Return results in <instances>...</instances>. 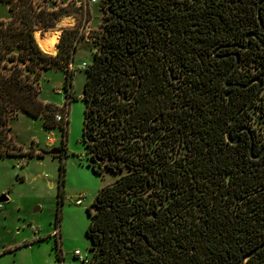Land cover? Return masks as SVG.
I'll use <instances>...</instances> for the list:
<instances>
[{
	"label": "trees",
	"instance_id": "obj_1",
	"mask_svg": "<svg viewBox=\"0 0 264 264\" xmlns=\"http://www.w3.org/2000/svg\"><path fill=\"white\" fill-rule=\"evenodd\" d=\"M2 1L12 19L0 21V157L30 160L36 154L18 153L11 122L23 112L57 125L50 114L58 109L41 101L36 82L70 64L75 49L66 32L57 56L36 40L60 13L35 0ZM107 4L103 42L86 70L83 143L95 174L120 176L88 209L90 264H244L264 243V154L253 158L264 141L246 122L257 102L264 114V0H202L193 13L175 0ZM65 75L69 90L74 75ZM54 157L62 206L67 154ZM56 249L60 263L57 241ZM246 264H264V248Z\"/></svg>",
	"mask_w": 264,
	"mask_h": 264
},
{
	"label": "rangeland",
	"instance_id": "obj_2",
	"mask_svg": "<svg viewBox=\"0 0 264 264\" xmlns=\"http://www.w3.org/2000/svg\"><path fill=\"white\" fill-rule=\"evenodd\" d=\"M35 2L47 11L61 14L57 24L52 28L61 31L57 53L48 55L59 54L61 49L59 43L66 32L65 46L71 42L72 50L75 49L74 59L66 66L60 65L44 70L41 78L36 82L41 101L58 109L50 114L51 120L57 125L47 129L43 117L34 118L21 112L11 122L10 135L20 154L31 150L35 153L38 150L40 151L38 154L44 156L50 155L49 153L55 149L60 150V156L67 154V157H64L66 162L64 201L61 206L58 157L48 156L45 159L32 160L23 155L0 157V198L12 199V203L2 211L0 217V264H60L56 261L57 249L54 237L37 245L33 251L21 248L15 252L3 253V245L6 241L17 242L30 232L28 226L30 222L41 229L43 234L52 233L55 226H58L56 224L58 209H61L58 237L61 254L64 255L66 264H78L73 260V252L76 249L92 256L91 241L87 235L91 222L88 209L96 210L93 204L98 192L114 183L120 176L110 170H104L102 175L95 174L88 164L87 149L83 143L86 111L84 84L88 68L84 70L81 66L83 63H87L88 66L92 63L96 51L103 42L105 24L109 16L108 0L82 5L72 0H35ZM8 8L9 5L0 0V20L10 18ZM68 18L72 19L71 23L66 22ZM42 23L43 21L36 27L41 26ZM50 30L42 31L39 28L35 32L46 33ZM68 30L77 31L69 34ZM66 72L74 75L69 90L64 89ZM239 72L243 74L244 69L240 68ZM69 94L72 95V99L77 100L71 101L68 105ZM256 106L250 109L246 122L247 125L255 128V134L264 141V114L260 113L261 109H259L262 107L261 102H257ZM65 111L68 114V126L56 120V115ZM186 153L185 148L180 156L184 157ZM83 194H88L89 197L83 205H76L75 201Z\"/></svg>",
	"mask_w": 264,
	"mask_h": 264
},
{
	"label": "crops",
	"instance_id": "obj_3",
	"mask_svg": "<svg viewBox=\"0 0 264 264\" xmlns=\"http://www.w3.org/2000/svg\"><path fill=\"white\" fill-rule=\"evenodd\" d=\"M9 11V8H8ZM10 12V11H9ZM12 15L10 12V18L9 19H2L0 21H9L11 20ZM53 30V29H51ZM37 142V141H36ZM38 152L40 151H36L35 152V157H33L32 159H45L48 156H53L54 155H44V156H37ZM30 159V160H32ZM6 200L0 204V217L2 216V211L7 209V206H9L12 203V199L11 198H7L5 197ZM29 228H30V232L27 233V235H25L24 237H22L20 240H18L17 242H9L6 241L5 245H3V253H7V252H15L21 248H27L31 251H33L37 245L42 244L45 240H48L51 237H54L56 239V241L58 242V237H59V233H60V226L58 224V226H55V228L53 229V232L50 234H43L42 230L39 229L38 227H35L33 225L32 222H30L28 224ZM56 231H57V235H56ZM17 233H19V231H17ZM20 235V234H18ZM21 236V235H20ZM64 257V255H63ZM56 261L59 263V261L57 260V254H56Z\"/></svg>",
	"mask_w": 264,
	"mask_h": 264
},
{
	"label": "water",
	"instance_id": "obj_4",
	"mask_svg": "<svg viewBox=\"0 0 264 264\" xmlns=\"http://www.w3.org/2000/svg\"><path fill=\"white\" fill-rule=\"evenodd\" d=\"M263 2H261V4H262ZM260 8H259V10H258V12H259V19H260V21H261V17H260ZM252 37V34L251 35H249V39ZM219 49H217L216 50V52L218 51ZM55 53H57V52H55ZM239 60H240V55L239 54H237V60H236V63L231 67V69L229 70V72L227 73V76H226V79H225V81L227 82L228 81V78L230 77V75L232 74V72L236 69V67L238 66V64H239ZM258 82L259 83V86L257 87V89H256V91H259L260 89H261V87L263 86V80L262 79H255V80H253L250 84H252L253 82ZM227 86H231V84H227ZM249 86V85H248ZM248 86H246V87H248ZM254 97H255V93L253 94V96H252V98H251V100L249 101V103H247L238 113H237V115H236V117H235V120L234 121H236L237 120V118H238V116L247 108V107H249V105L253 102V99H254ZM231 128L232 127H230L229 128V130H228V133H227V138H228V140L229 141H231L232 143H237L238 142V139H239V137L236 139V140H232L231 139V137H230V135H231ZM243 130H248L247 128H244ZM251 152H253V146H252V149H251ZM50 155H59L60 154V150H57V149H55V150H52L50 153H49ZM264 154V148H263V150H262V152H261V154L260 155H258V156H253V158H259L261 155H263ZM6 200V198L5 197H1L0 198V204L1 203H3L4 201ZM262 248H264V243L261 245V246H259L256 250H254L251 254H249V255H247L246 257H245V259H244V264H246V260L247 259H249L251 256H253V255H255L256 253H257V251H259V250H261Z\"/></svg>",
	"mask_w": 264,
	"mask_h": 264
},
{
	"label": "built area",
	"instance_id": "obj_5",
	"mask_svg": "<svg viewBox=\"0 0 264 264\" xmlns=\"http://www.w3.org/2000/svg\"><path fill=\"white\" fill-rule=\"evenodd\" d=\"M72 1L76 2L78 5H82V4H88V3H95L98 0H72ZM71 67L73 68V65H71ZM88 67L89 66H88L87 63H83L82 66H81V68L84 69V70H86ZM56 120L58 122H60V123L66 124L67 123V120H68V114H66V111H65V113H58L56 115ZM88 197H89L88 194L81 195L75 201L76 202V205H79V206L83 205L84 204V201ZM56 235H57V231H56ZM73 260L75 262H78V264H90L91 257L89 256V254L83 253L81 250L76 249L73 252ZM65 261H66L65 257H63L62 260H61V262H60V264H66Z\"/></svg>",
	"mask_w": 264,
	"mask_h": 264
},
{
	"label": "bare ground",
	"instance_id": "obj_6",
	"mask_svg": "<svg viewBox=\"0 0 264 264\" xmlns=\"http://www.w3.org/2000/svg\"><path fill=\"white\" fill-rule=\"evenodd\" d=\"M66 22L71 23L72 19L68 18ZM60 36V29L50 30L46 33H41L40 31L35 33V37L40 48L47 54L57 52V43L60 40Z\"/></svg>",
	"mask_w": 264,
	"mask_h": 264
},
{
	"label": "flooded vegetation",
	"instance_id": "obj_7",
	"mask_svg": "<svg viewBox=\"0 0 264 264\" xmlns=\"http://www.w3.org/2000/svg\"><path fill=\"white\" fill-rule=\"evenodd\" d=\"M175 1H176V6L180 7V11L183 13H187V12L193 13L202 5V0H179L180 2H177V0ZM243 129L241 131L242 133L245 132V130Z\"/></svg>",
	"mask_w": 264,
	"mask_h": 264
}]
</instances>
